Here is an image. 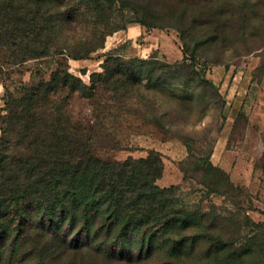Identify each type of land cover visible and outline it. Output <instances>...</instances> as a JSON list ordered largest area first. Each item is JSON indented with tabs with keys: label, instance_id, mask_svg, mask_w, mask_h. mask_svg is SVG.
<instances>
[{
	"label": "trees",
	"instance_id": "trees-1",
	"mask_svg": "<svg viewBox=\"0 0 264 264\" xmlns=\"http://www.w3.org/2000/svg\"><path fill=\"white\" fill-rule=\"evenodd\" d=\"M261 3L0 0V74L30 59H60L49 80L6 99L0 264H264V221L239 224L214 204L187 205L179 185L160 188L163 162L155 151L124 160L97 153L100 143L113 146L123 125H153L184 141V180L197 181L206 197H232L228 174L211 162L213 139L181 130L188 119L195 125L210 109H224L226 101L196 61L222 63L226 49L247 54L264 25ZM115 7L132 16L119 18ZM129 23L178 30L183 60L113 52L88 83L69 71V59L90 58ZM78 101L83 114L76 116Z\"/></svg>",
	"mask_w": 264,
	"mask_h": 264
},
{
	"label": "rangeland",
	"instance_id": "rangeland-1",
	"mask_svg": "<svg viewBox=\"0 0 264 264\" xmlns=\"http://www.w3.org/2000/svg\"><path fill=\"white\" fill-rule=\"evenodd\" d=\"M115 8L114 14L119 15V18L121 14L132 16L125 10L120 13ZM263 8L264 4L261 3L259 9ZM136 17L140 18V15ZM237 19V17L234 19L236 24ZM248 21L255 25L261 24V20L252 17H249ZM81 32L82 29L78 30V34ZM146 32L148 33L142 34L129 43H120L105 51L100 49L88 59H69V71L88 83L89 74L101 72V64L105 57L113 52H118L125 57L144 59L155 56L164 59L165 56L162 53L178 52L179 49L183 52V43L178 30L151 28ZM114 34L106 38L108 43L105 45L109 48L111 46L110 37ZM146 35L151 38H146ZM258 36L250 40L247 54L232 55L231 50L226 49L224 57H221L222 63L196 61V67L218 88L226 104L221 113L217 109H210L203 120L195 125L192 124V119H188V124L181 130V135L201 136L206 133L209 138L213 139L211 162L228 174L231 183L236 188L232 192V197L229 199L221 195L206 197L202 192V186L197 181L184 180L181 171V164L187 156L184 141L176 133L166 132L153 125L146 123L123 125L114 136L111 142L112 147H102L104 143L99 144L97 149L99 156L109 160H124L128 157L144 158L149 152L155 151L161 156L163 162L162 174L156 180L160 188L179 185L181 187L179 196L187 205L191 207L197 205L208 209L211 204H214L223 214L227 211L232 212L239 224L248 220L263 222L264 25L260 27ZM237 38L235 36L232 40ZM259 46L262 47L257 49ZM57 61L60 59L51 54L2 70L0 74V121L8 112L7 97L9 95L13 98L20 97L26 87L35 85L41 80H49ZM74 105V114L76 116L78 113L83 114L80 102ZM194 148L200 149L201 147L195 145Z\"/></svg>",
	"mask_w": 264,
	"mask_h": 264
},
{
	"label": "crops",
	"instance_id": "crops-1",
	"mask_svg": "<svg viewBox=\"0 0 264 264\" xmlns=\"http://www.w3.org/2000/svg\"><path fill=\"white\" fill-rule=\"evenodd\" d=\"M146 30H150V29H147L146 27L142 26L139 23H129V24H127L125 29L116 32L114 34V36L110 37V39H111L110 45L112 47L110 46V48H109L106 45H104V48H102L101 50L105 51L107 49H111L113 47H116L117 45H120V43L121 44L122 43H129L131 40L136 39L139 36H142V34L148 33V32H146ZM150 33H152V32H150ZM152 34H154V33H152ZM146 38L150 39L151 36L148 35ZM106 41H105V44L108 43ZM162 54L166 58V59L164 58V60H166L170 63L181 61V59L183 58V52L180 51V49L178 50V52L177 51H172V52L168 51L167 54H165V53H162ZM170 55H173L174 58L170 57Z\"/></svg>",
	"mask_w": 264,
	"mask_h": 264
}]
</instances>
